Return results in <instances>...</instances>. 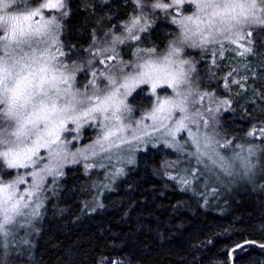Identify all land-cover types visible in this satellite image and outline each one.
I'll use <instances>...</instances> for the list:
<instances>
[{"label":"snow or ice","instance_id":"obj_1","mask_svg":"<svg viewBox=\"0 0 264 264\" xmlns=\"http://www.w3.org/2000/svg\"><path fill=\"white\" fill-rule=\"evenodd\" d=\"M24 2L25 0H0V159L8 169L32 170L18 175L9 183L0 180V236L7 238L17 228L24 226L17 217L25 216L22 209L33 203L26 197L36 196L38 201V193L44 189L45 178L51 176L55 179L62 176V168L69 156L72 163H78V157L88 161L89 152L96 156L98 151L110 152L121 144L130 145L133 140L139 143L160 140L161 137L154 136L156 132L170 137V141H165L166 145L178 152H184V144H188L190 140V147L194 148V151L187 154L195 158L197 165L204 164V171L211 175L216 174L208 168L207 161H211L213 166L226 175H232L224 157L215 147H227L232 141L222 142L215 139V136L208 135L201 137L189 127V124L196 122L195 118L189 115V97L192 98L191 104L196 105L208 94L193 91L190 74L196 71L195 64L180 57L185 54L186 47L205 49L206 45L220 43L219 53L223 58V40L236 46L234 49H227L228 51H236L239 56L252 54L253 49L249 45L253 41L249 38L253 32L244 31L241 25H264V0H136L137 7L141 9L140 15L134 17L130 25L125 26L128 36L115 37L113 45L124 43L125 39H141L139 33L145 32L149 27L146 22L141 24L149 6L153 10L159 9L165 16H172L174 12L172 23L179 27L180 35L171 43L167 55L163 57L140 58L133 65L122 62L119 66H107L105 79L109 86L103 94L96 91L95 79L88 82L92 85L91 94L74 90L76 73L83 69L70 62L71 53L64 50L59 40V18L54 14L45 15V10L60 11L61 16L67 15L66 11H62L66 7L64 0H42L38 6L24 7L23 10L13 8L14 3L23 5ZM185 2L194 5L196 11L192 15L181 16V8ZM200 13H206L207 19L202 18ZM202 24L205 25L204 28L201 27ZM238 49L243 51H237ZM139 50L137 48V52ZM104 51L112 53L106 59L119 58L120 54L114 46ZM148 51L152 53L155 49ZM212 54L216 56L217 50L213 49ZM185 65L188 67L185 68ZM126 67L131 70L124 71ZM112 68L117 69L119 79L112 72ZM91 75L95 78L97 73L93 71ZM233 83L238 84L240 81L235 80ZM145 84L151 86L154 95L157 88L164 87L171 89L174 95L169 94L162 100L157 99L156 107L146 117L153 122L151 125L138 122L130 128L123 119L124 114L132 111L126 103V98L137 86ZM220 103L227 105L228 101L223 100ZM207 110L213 111L211 108ZM194 111L196 116L203 119L199 109ZM215 111L218 112L219 108ZM89 120L99 121L103 125L102 137L98 138L90 149L69 153L67 140L62 134L78 133L82 123ZM109 121L114 123H108ZM208 123V120H204L206 127ZM149 127L152 131H148ZM182 130L187 132L188 137L184 144L177 140V134ZM125 132L130 133L131 139L123 135ZM215 135L220 134L217 132ZM248 135L257 133L253 130ZM258 135L264 138V128L259 130ZM41 149L47 152V156L41 155ZM134 150L128 149L129 152ZM247 151L250 156L255 154L254 148H248ZM239 158L245 167L250 166L246 157ZM41 160L46 162L41 165ZM126 162H133L131 156ZM84 167L87 170L93 165L85 163ZM117 171L123 172L122 169ZM185 171H190L194 178H198L196 171ZM204 171H200V175H204ZM26 177H31V186L20 190L19 186L27 182ZM169 179H178L182 185L191 183V180L183 175L179 178L169 176ZM40 206L36 203V208ZM36 208L33 209V215H38ZM0 246L7 247V244ZM260 247L264 248V245Z\"/></svg>","mask_w":264,"mask_h":264},{"label":"trees","instance_id":"obj_2","mask_svg":"<svg viewBox=\"0 0 264 264\" xmlns=\"http://www.w3.org/2000/svg\"><path fill=\"white\" fill-rule=\"evenodd\" d=\"M38 1L25 0L23 5ZM103 1H71L63 20L66 48L86 46L93 35L104 37L136 12L130 0H111L107 7L100 4ZM157 29L145 35V45L163 42ZM257 84H247L251 95L223 117L222 128L235 140L264 128V83ZM216 90L228 96L223 88ZM258 142L264 150V138ZM161 162L160 154L146 156L129 173L127 188L105 195L102 208L90 215L81 210L84 181L74 182L77 191L64 194L59 209L54 206L40 225L39 237L20 253L0 246V264H231V257L234 264H264V248L253 244H264V175L228 193L226 203L211 207L164 181ZM5 169L0 163V176H5ZM77 171L68 172L66 186Z\"/></svg>","mask_w":264,"mask_h":264},{"label":"rangeland","instance_id":"obj_3","mask_svg":"<svg viewBox=\"0 0 264 264\" xmlns=\"http://www.w3.org/2000/svg\"><path fill=\"white\" fill-rule=\"evenodd\" d=\"M72 0H64L65 9L67 15L61 16L60 11L49 12L45 10V15H56L59 18L61 24V29L59 33V40L62 43L64 50L70 52L71 55L69 60L71 63L79 65L82 68V71L76 73V81L74 90H79V92L85 94H91L92 85L89 84V81L95 79L96 81V91L100 94H103L108 88V81L105 79V76L108 73V67L111 65L119 66L122 62L128 65H133L138 59L144 58H160L164 55H167L170 45L175 41L180 35V29L176 24L172 23V16H165V14L159 9L153 10L149 6L145 10V16L141 19V24L145 22L149 25L147 30L143 33H139L141 39L139 41H129L125 39L124 43L112 44V41L115 37L120 36L121 38H126L128 33L125 30L126 25H130L131 20L134 17H137L141 13V9L137 7L136 0H130L136 8V12L132 15H129L127 22H122L117 27V29L112 28L111 32H108L104 37L96 35V37L91 36V40L86 46L78 48H66L65 43H63V20L69 14V6ZM126 2V0H121ZM42 0H39L36 5L30 4L18 6V4H13L14 9L23 10L24 7H35L41 3ZM46 2V0H44ZM105 7L111 4V0H104L103 3H100ZM104 9V8H103ZM171 11V10H170ZM196 9L194 5L185 2L181 8V16L183 15H192ZM210 11V10H209ZM155 15V16H154ZM160 17L157 18L156 16ZM201 17L205 20L207 19L206 13H200ZM179 19L180 17H176ZM158 25V26H157ZM161 30L164 40L161 44L155 45L145 43L143 40L145 35L148 34L149 30ZM194 27V26H193ZM202 28L205 27L204 24L201 25ZM241 27L244 31L251 30L253 32L251 39L253 43L249 45L253 52L250 55L239 56L236 51H228L227 49H234L236 46L230 44L227 40H223V47L225 49L223 53V58H221L219 49L221 47L220 43L206 45L205 49L200 48H185L184 53L180 58L188 59L193 61L195 64L196 71L190 74V79L192 81V89L194 92L200 94L207 93L208 95L205 99L196 105L191 104V97H189V115L195 118V123L189 124V127L197 133L198 136H215V139L221 140H231L232 143L227 147L215 146L216 150L222 155L225 159V163L229 166V171L232 175H226L218 167L212 165L211 161H207L208 168L211 169L212 173L216 175H211V173L204 171L205 165H197L195 158L190 157L187 153L189 151H194V148L190 147V140L188 144H184L185 140H188L187 132L182 130L177 134V140L181 144H184L185 151L178 152L175 148H170L166 145V140H171L170 137L163 136L162 132L154 133L155 137H161L160 140H154L153 143H139L137 141H132L129 144H121L119 148H112L110 152H99L98 155L92 156L89 152V160L84 161L82 158H79L78 163H72L71 157L69 156L68 161L64 163L62 168L63 175L58 176L55 179L48 176L45 178L44 189L38 193L39 200L37 197H26L27 200L33 201L30 206L26 209H22L25 213L23 217H17L19 222L24 225L15 230L14 233H11L7 238L0 236L1 245L7 244V247L4 248V251H10L12 248L14 252L20 253L24 245L30 244L33 240L39 237L41 233L40 225L42 221L48 219L49 215L54 210V206L59 209L57 206L62 197L68 195V193L75 194L77 191L74 182L83 184L81 193V210L84 215H90L102 207L98 205H103V199L105 195H109L111 192H115L122 188L125 190L127 188V181L129 179V173L135 170L137 165L149 154H160L161 155V166H160V176L163 177L164 181L167 180L168 183L171 182L172 185L181 192H187L193 194L202 199L203 203L207 206L215 207L218 203H226L227 194L233 192L235 189L247 188V183L252 184L256 181L257 178H260L264 175V153L262 146L259 144L258 140L260 136L258 135H247L245 133L243 140L247 137L246 141L238 138L235 140L231 136H227L225 130L226 126L222 123L223 117L230 113L236 106L241 107L247 99H243L244 96L247 98L250 96L252 91L248 88L247 84H263L264 83V34L262 29L264 25H249L242 24ZM199 39V37H196ZM65 41V40H64ZM145 43V44H144ZM245 43V41H241ZM115 47L117 52H119L118 59H106L107 56L112 55L110 52H105L104 49L109 47ZM130 47V51L127 50V47ZM42 48L43 45H40ZM139 48V52H137ZM149 49H155V52L150 53ZM216 49L217 54L213 56L212 50ZM70 50V51H69ZM237 51H243V49H238ZM129 52V58H125L126 54ZM63 59V58H61ZM175 60L176 58L173 57ZM91 60V63H89ZM101 61H104L101 63ZM188 66L185 65V68ZM130 67H126L124 71H130ZM87 71V74L85 73ZM95 71L97 76L94 78L91 73ZM112 72L117 75L119 79V74L116 68H112ZM104 75H101V74ZM80 74H86L87 77L80 79ZM83 77V76H82ZM239 80L240 83H233V81ZM227 84V87H225ZM257 84V85H258ZM62 87H65L62 85ZM223 88L228 97L225 95H218L217 88ZM225 88V89H224ZM123 91V90H121ZM247 93V94H246ZM169 94L174 95L171 89L157 88V92L154 95L150 85H139L137 86L126 98V103L132 108L131 113L124 114V122L129 125V127H134L138 122H141L142 125H151L153 122L146 117L156 107L157 99H164ZM241 100H240V98ZM136 102V100H138ZM226 100L228 101L227 105L221 104L220 102ZM240 101V102H238ZM238 102V104H236ZM213 109L212 112H209L207 109ZM219 108V111H215ZM194 109H199L202 112L203 119L195 115ZM213 116L215 121H213ZM204 120H208V126L204 125ZM108 123H114L109 121ZM69 127H75L74 125H69ZM102 127L103 125L99 121H85L82 123V126L79 132H66L62 134L63 138L67 140V151L77 152L83 149H90V146L95 144V141L98 138L102 137ZM148 131H152L151 127L148 128ZM253 130L251 129L252 132ZM220 135L216 136V133ZM123 135L128 136L131 139L130 133L125 132ZM252 138V139H251ZM147 140V138H145ZM257 141V142H255ZM135 149L132 152H129L128 149ZM254 148L255 154L249 155L247 149ZM41 155L47 156V152L44 149H41ZM111 156V159L108 157ZM131 156L133 162L127 163L126 161ZM239 157H246L247 162L250 165L245 167L244 163ZM46 161L41 160L40 164L42 165ZM0 163L5 166V176H0V180L4 183H9L17 178L18 175L24 174L26 171H31L32 169H8L7 165L0 159ZM90 163L93 165L90 169H85L84 164ZM118 169H122V173H118ZM186 169H191L196 171V177L194 178L191 175L190 171H185ZM71 170H78V176L74 179L72 183H69L67 186L65 182L67 181V174ZM200 171H204V175H200ZM185 176L191 183L188 185H182L177 180L169 179V176ZM218 177V178H217ZM256 177V178H255ZM264 179V178H263ZM26 183L20 185V190H26L31 186V177H26ZM254 181V182H252ZM224 191H226L224 193ZM222 195V197H220ZM226 197V199H225ZM36 203H39L41 206L36 208ZM11 207V205H8ZM36 208L38 215H33V209ZM37 240V239H36ZM27 241V243H23ZM19 255V254H18Z\"/></svg>","mask_w":264,"mask_h":264},{"label":"water","instance_id":"obj_4","mask_svg":"<svg viewBox=\"0 0 264 264\" xmlns=\"http://www.w3.org/2000/svg\"><path fill=\"white\" fill-rule=\"evenodd\" d=\"M254 245H257V246H259L260 247V245L261 244H256V243H253ZM264 245V244H263ZM231 264H234V262H233V258L231 257Z\"/></svg>","mask_w":264,"mask_h":264}]
</instances>
